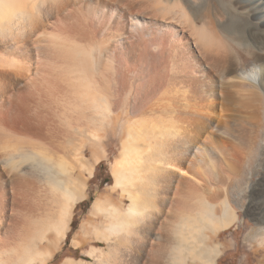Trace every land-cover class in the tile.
<instances>
[{
	"label": "bare ground",
	"instance_id": "obj_1",
	"mask_svg": "<svg viewBox=\"0 0 264 264\" xmlns=\"http://www.w3.org/2000/svg\"><path fill=\"white\" fill-rule=\"evenodd\" d=\"M122 119L113 186L130 202L122 210L112 200L95 201L96 212L110 218L96 231L111 246L89 254L111 264L120 241L133 244L136 235L134 243L146 247L161 227L162 181L167 190L185 186L176 200L185 213L175 226L183 239L174 247L178 256L166 255L174 226L161 255L173 264L185 262V250L198 258L204 226L217 232L238 219L226 198L218 214L211 195L189 191L191 181L202 185L198 163L214 174L217 153L233 159L227 148L236 145L247 149L248 183L264 167V0H0V264L48 263L85 197L82 175L93 172L87 152L95 160L106 153L104 140ZM26 188L37 194L30 195L34 203ZM250 209L262 224L253 237L264 235V204ZM126 252L113 254L114 264L145 263L143 254Z\"/></svg>",
	"mask_w": 264,
	"mask_h": 264
},
{
	"label": "rangeland",
	"instance_id": "obj_2",
	"mask_svg": "<svg viewBox=\"0 0 264 264\" xmlns=\"http://www.w3.org/2000/svg\"><path fill=\"white\" fill-rule=\"evenodd\" d=\"M89 19L91 21L92 17L88 16V20ZM136 68H138V69L134 68L135 72L139 73L140 72V66L139 67L136 66ZM124 126H125V122H124V119H122L120 121V123H119L118 130H116L114 132H111L107 136V138L104 140L106 153H103L102 151H99L98 152V156H100V157H99L98 160H95V156L92 154L91 151L87 152L86 159L88 160V162H90V161L92 162V163L91 162L90 163L93 164V172H92V174H89L87 171H84V173L82 175V179L86 183L85 197L80 199L74 205L73 211H72V218H71V222H70V229H69L68 235H67V237L65 239H63V240H61L59 242L58 248L55 250V252L53 254V257L48 261L47 264H64L65 260H67L66 258H73V259H75L77 261H79V260L87 261V263H89V264H98V263H96L95 258H93L89 254L90 248H92L93 246H97V247L102 248L104 250H107V251L109 250L108 248H110V246H111L110 243L107 242L106 240H103L101 235H99L97 233L96 229L97 228L98 229H102V228L104 229L105 226L108 225V223L110 222V218L107 217L105 213L96 212V210L94 208V203L98 199L106 200V201H104L105 203L106 202L111 203L113 201V204L116 203L117 205L118 204L122 205L123 207L120 206V208L122 207L121 209L124 210L128 206V203L130 202L128 200L127 196H125L126 194L123 195L121 193L122 192L121 188H114V186H113L114 183H115V177H114V174H113V171H112V166L115 163L114 161H116L117 157L120 156V151L122 149V142H123L124 136L119 135V134H120L121 130L124 129ZM34 144H32V146ZM241 147L235 145V147L230 146L229 148H227L229 156L233 153L230 156L233 159H226V157H224L221 154L219 155V153H217L218 155L216 157H217V159L218 158H220V159L217 160L218 164H217V162L215 160V163H216L215 167L216 168L214 169L215 170L214 174L211 173L212 172V168L210 166H208V164L206 162L198 163V168L201 170V173H199V177H201L200 178L202 180L201 183H202V185L204 184L203 185L204 188H202L201 184H198V185L195 184V186L192 185L193 182L191 181L189 183V188H190V189L188 188L189 191L191 190V188L192 189L195 188L194 191L197 192V193L199 192L200 194L204 193L203 194L204 197H208L209 195L213 196V197L210 196V197H208V199L207 198L206 199L209 201L210 204H212V206L214 205L213 208H212L213 212L216 211L215 209H218L217 212H216L218 214H222L223 213L222 201L224 200V198H226L230 202V204L233 207V209L235 210L236 214L238 215V219L235 220L230 227L225 228V229H220L217 232H215L214 228L212 226L210 227V225L206 226L207 228L209 226L208 229L204 226L203 227L204 230L202 229V231H201V233L199 235V238H200V241H202V244H200V245L199 244L198 245L197 244H195V245L192 244L195 247L197 245V247H198L197 249L199 250V252L200 251L202 252V255L198 256V258L201 257L202 260L198 261L199 259L197 258V256L194 255V253L192 254V253L189 252V254H187L188 250H185L183 252V254H185V256H184L185 257L184 258L185 262L183 260L182 264H195V263L196 264H205V263H208L209 260L212 263L209 262L208 264H260L258 262H261L262 264H264V256H263V254H264V243H263L264 242V235L263 234L262 235H255V236H257L259 242L256 241L255 243L253 242L252 244H250V242L248 243V237L254 236L252 232L254 230H257V231L261 232V228H262V224L261 223H257L258 219L255 218V216H254L253 212H255V211L251 210L250 207L251 208L255 207V205L259 204L260 202L262 204H264V191H262L263 188H264V167H257L256 168L255 173H257V174H255L254 177L252 178V181L255 184L248 183V179L246 177V176H248L247 175V173H248V155L246 153L247 149L244 146H241ZM30 148H31V146H30ZM234 150L236 151V153H235ZM241 155H243V156L237 158V156H241ZM250 162H251V165L253 163L255 165L256 160H250ZM227 164H228V166H227L228 168L225 166ZM237 164L240 166V168L238 167ZM202 165L204 166V168H203ZM241 165H243V166H241ZM231 167H233V168L237 167V168H235L236 170L237 169L238 170L241 169L240 171H243L242 175H243V173H245V175L242 176V175H240L237 172L233 173L234 170H232ZM242 167H243L244 170L242 169ZM230 168H231L232 171H230ZM202 170H204V171L202 172ZM235 173L237 175L238 174L240 175L238 177L239 180L237 179V177H236L237 175ZM234 174L236 175L235 177H234ZM214 175L217 176V177H215ZM149 176H147V178L149 180H151L152 176L151 177H149ZM229 176L232 177V179L229 178ZM226 177L228 178L229 181L226 179ZM233 177L236 178V179L234 180ZM241 177H243V178H241ZM28 178L30 179L32 177H28ZM29 179H28V181H29ZM224 179H226L227 181H225ZM223 180L225 181L224 182L225 184L223 182H221ZM233 183L236 186H233L234 185ZM240 183H241V185H240ZM242 183H244V184H242ZM161 184L163 186H162V189H161L162 192L161 191L160 192L163 194V193H165L167 188H166L165 183L163 184L162 181H161ZM205 184H206V186H205ZM207 184L210 187H208ZM152 185L153 184H150L147 187L150 186V188H151ZM181 185L178 186L179 190H178V188L177 189L167 190L166 192H170V193L169 194L165 193V196L167 194L166 197H163L162 194H161L162 197L160 196V198L163 199L162 203H161V207H160L161 208V220H160L161 221V223H160L161 227L158 226L159 229L157 227V231L159 230L160 232L158 231V233H156L155 232L156 230H153V232L150 234V237H149V240H148L149 244H151L154 241L153 245L155 247H157L156 245H157L158 242L156 240V237L160 238V240H158V241H159V246L162 247V248H159V246H158L157 249L159 248V249H162V250L161 251H156V248L154 247L156 252H160L159 253V260L157 261L158 258L155 259L158 256L155 255L156 252L155 253L153 252L154 248H152L153 251H152V249L150 250V248L153 247V245H151V247L149 246L148 250H150L151 252L149 251L150 254L147 255L145 252H146L147 246L149 244H147L146 247L140 248V244H142V241L138 245L134 243V241L137 243L138 240L136 238H137L138 235H136V238H133L134 240L133 239L130 240L131 242H133V244L131 243L132 245L129 243V240L127 238L122 239L120 241V244L121 245L124 244V245L121 247V245L119 244L120 245L119 246V250H118L119 252L116 251L117 253L116 252L113 253V254H116L115 256H119V254L122 255L124 252H126L128 250V252L130 251L129 253H131V252L132 253L130 255H128L129 253L126 252L124 255L131 256V255L136 254V252L138 254L139 253L143 254V256L141 257L142 260L140 261V263H143L142 261H144L145 263H143V264L151 263L150 262L151 260L149 261V263L147 262V260H149V258H147V257H150V259H151V257L152 258L155 257L154 261L152 259L153 263L155 261H157L158 263L160 262L159 264H162L163 261L165 263L167 262L166 264H171V263L173 264L174 263V262H172L173 260L171 261L168 256H172L171 254H173L175 256H178V254L176 255V252H175L174 249L176 247H179L181 242H182V240H183L181 238L180 234H175V231L179 230V229H177V227L175 228V226H177V221L180 219L179 214H180V212L182 210L180 205H179V208L178 207L176 208V206L178 205V204H176V200H177V202H179L178 197L181 196V194L183 195V193H185L182 190V189L185 188V186L184 185L181 186ZM154 187H156V185H154ZM28 189L26 188V190H28V191H26V194L27 193L29 194L28 197L31 198L30 200L32 201V197H34V196H35L34 197L35 200H37L38 199L37 198V194L34 192L36 195L35 194L31 195V192L33 193V191H31L32 189H30V188H28ZM143 189H145L147 194L149 195L148 199L150 198V196H151V199H153L152 197L154 195H152L153 194L152 190L148 189L146 187L143 188ZM212 189H214V190L212 191ZM224 189L227 190V193H226V190H224ZM163 190H165V191H163ZM180 190H182V191H180ZM199 190H201V192ZM178 191L181 192L180 195H179ZM174 192H176V193H174ZM191 192H189V193H191ZM211 192H213L214 194L211 193ZM209 193H211V194H209ZM28 197H27V199L29 200ZM108 197H109V199H107ZM216 197H217L218 200L216 199ZM222 197H223V200H220V199H222ZM110 198H112V199H110ZM210 198H212V199H210ZM27 199H26V201H27ZM169 200H171V201H169ZM252 200H254V201H252ZM31 201H27V202H31ZM173 201H174V203H173ZM253 202H254V204H253ZM180 204H182V202ZM166 207H167L168 210L170 209L171 211L170 210H169L170 212L166 211ZM174 207H175V209H173ZM177 209H178V213H177L178 215L176 214L177 211L176 212L174 211V210H177ZM183 210H184V208H183ZM220 210H221V212H220ZM165 211H166V213H165ZM172 211L175 212V213L173 214ZM181 213L183 214L182 216H184L185 212L184 213L181 212ZM167 214L169 215V217L167 216L168 219L166 218V220H167L166 221L165 218H164L165 217L164 215H167ZM162 215L164 217H162ZM162 218L166 222H164V220ZM170 218L174 221V223L170 221ZM168 223H170V224L168 225V227H166V225ZM171 226L172 227L174 226V227L172 228ZM162 228H164L165 231ZM170 228L174 229V231L171 230V232L173 231V235L170 232ZM178 228H180V227H178ZM177 231H176V233H177ZM159 233L161 234V237L159 236ZM168 233H171V237H173V239H175L174 240L175 242L172 240L174 243L172 241L169 242V240H167L166 237H167ZM210 234H212V235H210ZM168 237H169V235H168ZM254 238H256V237H254ZM257 238H256V240H257ZM165 240H167L169 243L172 242L171 244H169L171 246H168L166 244L168 249H166L163 246L165 243H167V241H165ZM207 240H209V241L207 242ZM260 241H262V242H260ZM123 242H125V243H123ZM163 242H164V244H163ZM135 245H137L138 249L135 248L136 247ZM176 245H178V246H176ZM124 246L127 247V248H125ZM185 246H187V244H185ZM130 247H132V249H135V250H133L134 252L132 251V249ZM129 248H130V250H129ZM163 248H165L167 250L166 255L168 254V256H166L165 254L161 255V253L163 254L162 251L165 250ZM122 249L125 250V251L123 252ZM168 250H169V252H168ZM121 251L123 253H120ZM172 252H175V254L172 253ZM211 252H213V253H211ZM113 254H110V255L114 256ZM192 255H193V257H192ZM111 256H110L109 260L111 261V264H114V259ZM161 256L162 257L164 256L163 260L160 259ZM248 256H251L249 258V260H248ZM204 257H205V259H204ZM164 259H166L167 261L164 260ZM193 259H194V261H193Z\"/></svg>",
	"mask_w": 264,
	"mask_h": 264
},
{
	"label": "crops",
	"instance_id": "obj_3",
	"mask_svg": "<svg viewBox=\"0 0 264 264\" xmlns=\"http://www.w3.org/2000/svg\"><path fill=\"white\" fill-rule=\"evenodd\" d=\"M256 238H257V236H256ZM256 238H254L253 236L248 237V243L250 242V244H252L253 242L255 243L256 241L259 242L258 238H257V240H256ZM263 256H264V254H263ZM250 257L251 256H248V260H249ZM258 263L262 264L261 262H258Z\"/></svg>",
	"mask_w": 264,
	"mask_h": 264
}]
</instances>
